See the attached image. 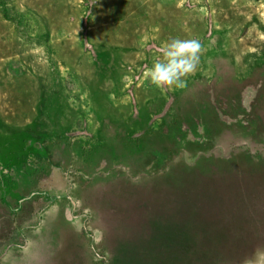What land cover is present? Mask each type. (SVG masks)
Returning <instances> with one entry per match:
<instances>
[{"label": "rangeland", "instance_id": "rangeland-1", "mask_svg": "<svg viewBox=\"0 0 264 264\" xmlns=\"http://www.w3.org/2000/svg\"><path fill=\"white\" fill-rule=\"evenodd\" d=\"M173 38L203 52L158 88ZM255 99L264 0H0V264H264V182L173 190L264 165Z\"/></svg>", "mask_w": 264, "mask_h": 264}, {"label": "trees", "instance_id": "trees-1", "mask_svg": "<svg viewBox=\"0 0 264 264\" xmlns=\"http://www.w3.org/2000/svg\"><path fill=\"white\" fill-rule=\"evenodd\" d=\"M246 102V103H245ZM243 105V109L255 113V118H249L250 121L257 125L258 122L264 124V102H258V99L255 100H246ZM241 103V104H242ZM250 106H245V105ZM243 110V111H244ZM253 111V112H252ZM257 115V116H256ZM220 118V117H219ZM206 175L202 176L201 179L197 182L192 183H184V188L180 187L177 188L174 186L173 190L179 192V194H191V191L193 190V187H198L200 190H204V186H208L210 189L214 188L217 183H225L229 184L226 185V187L236 188V186L239 184V186L244 187V184L248 185H257L261 182H264V165H256L255 167L244 170H229L226 169L225 171H219L221 173H215L216 171L213 169H210V171H207ZM192 182V181H191ZM238 183V184H237ZM154 185V184H151ZM212 187V188H211ZM159 189L155 185V187H148L145 189V186H141L139 184H135L133 182H125L124 180H118L117 183H114L112 185L104 186L99 192L101 196L105 199H115L117 196V193L120 190H133L135 192H144V193H150L153 190ZM172 189V187H171ZM182 189H186L183 191ZM149 190V191H146ZM188 190V191H187ZM172 191V192H174ZM222 194V193H221Z\"/></svg>", "mask_w": 264, "mask_h": 264}, {"label": "clouds", "instance_id": "clouds-1", "mask_svg": "<svg viewBox=\"0 0 264 264\" xmlns=\"http://www.w3.org/2000/svg\"><path fill=\"white\" fill-rule=\"evenodd\" d=\"M203 44L200 40L173 38L161 49L146 75L156 87H185V78L194 72L200 62Z\"/></svg>", "mask_w": 264, "mask_h": 264}, {"label": "crops", "instance_id": "crops-1", "mask_svg": "<svg viewBox=\"0 0 264 264\" xmlns=\"http://www.w3.org/2000/svg\"><path fill=\"white\" fill-rule=\"evenodd\" d=\"M86 218L83 219V221L85 220Z\"/></svg>", "mask_w": 264, "mask_h": 264}, {"label": "bare ground", "instance_id": "bare-ground-1", "mask_svg": "<svg viewBox=\"0 0 264 264\" xmlns=\"http://www.w3.org/2000/svg\"><path fill=\"white\" fill-rule=\"evenodd\" d=\"M207 191H210V190H207Z\"/></svg>", "mask_w": 264, "mask_h": 264}]
</instances>
